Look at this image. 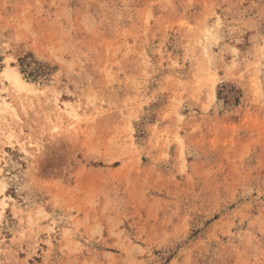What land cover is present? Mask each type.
<instances>
[{"label": "rangeland", "instance_id": "374dc122", "mask_svg": "<svg viewBox=\"0 0 264 264\" xmlns=\"http://www.w3.org/2000/svg\"><path fill=\"white\" fill-rule=\"evenodd\" d=\"M0 264H264V0H0Z\"/></svg>", "mask_w": 264, "mask_h": 264}, {"label": "bare ground", "instance_id": "6f19581e", "mask_svg": "<svg viewBox=\"0 0 264 264\" xmlns=\"http://www.w3.org/2000/svg\"><path fill=\"white\" fill-rule=\"evenodd\" d=\"M14 77H15L16 80H19V78H18V76L16 74H14ZM56 106H57V104H56ZM56 109H58V108H56Z\"/></svg>", "mask_w": 264, "mask_h": 264}]
</instances>
